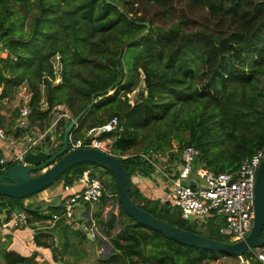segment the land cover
I'll use <instances>...</instances> for the list:
<instances>
[{"label": "trees", "instance_id": "16d2710c", "mask_svg": "<svg viewBox=\"0 0 264 264\" xmlns=\"http://www.w3.org/2000/svg\"><path fill=\"white\" fill-rule=\"evenodd\" d=\"M199 1H206L214 16H220L214 20L217 26L187 30L179 20L158 23L145 12L149 2H158L160 11L171 13V0H0V100L15 97L18 86L27 81L31 96L26 102L33 108L32 118L49 120L58 103H66L75 116L95 98L80 117L75 135L118 114L119 125L100 136H112V150L127 167L130 194L142 207L196 231L200 230L173 208L169 198L146 194L134 176L156 177L161 172L163 180L170 182L158 165L176 174L188 143L200 148L197 163L217 170L237 168L245 155L264 147V0H229L226 9V0H195ZM188 17L182 11L181 19ZM55 54H60L63 64L59 81H55ZM200 75L207 79L205 85H200ZM137 87L131 103L127 93ZM69 121H62L60 147ZM102 166L112 177L106 187L116 191L112 199L119 201L116 177L106 163L76 162L58 178L63 177L64 186L86 168L96 173ZM26 196L18 200L0 193V209L6 208L9 216L17 204L26 208ZM110 197L105 191L93 214L111 234L112 252L87 264L220 261L219 250L169 237L137 221L120 201L119 211L110 209L105 216ZM86 203L90 210V202ZM63 208L62 201L44 210L26 208L39 244L53 243L41 231V220ZM123 214L129 220L113 234ZM216 224L204 233L228 239ZM73 242L67 238L64 248L71 249ZM1 252L5 264H32L33 260L40 264L38 250L27 254L4 247ZM249 264L264 262L253 256Z\"/></svg>", "mask_w": 264, "mask_h": 264}, {"label": "built area", "instance_id": "2783aa9c", "mask_svg": "<svg viewBox=\"0 0 264 264\" xmlns=\"http://www.w3.org/2000/svg\"><path fill=\"white\" fill-rule=\"evenodd\" d=\"M139 87L127 93L129 102H135ZM32 111L31 104L27 102L21 106L13 131L5 126L3 115L0 112V136L6 141V145L0 147V171L24 159L29 151L40 149L54 151L53 146L61 142L62 121L74 117L72 109L64 102L54 105L49 120L33 119ZM119 122V115L114 114L107 121L87 128L83 134L75 135L74 129L78 126L77 121L69 135V148L92 145L112 151V136L102 137L100 133L116 128ZM199 153L198 146L188 143L183 148L181 162L177 166L178 172L173 175L164 170V173L171 177L169 185L173 189L172 195L166 193L164 199H172L179 205L182 215L186 217L190 212L194 216L195 214L208 215L213 220L222 217L221 223L218 224L219 231L228 235L230 240L245 237L252 228L255 215V182L258 167L264 157V147L245 155L239 166L231 170H217L206 164L197 163ZM158 168L162 170L160 165ZM190 178L194 179L195 183L186 180ZM77 179L83 181L84 186L74 189L73 183H66L64 185L66 191L64 208L61 211H54L51 216L44 217L41 220L43 226H49L62 216H65L67 220L74 219L77 207L74 203L79 200L88 201L91 204L101 199L105 192L104 180L93 172L92 168H86ZM113 194L109 192L110 196ZM29 216L30 212L26 208L13 211L9 216L0 211V228L10 223L16 226L26 223ZM92 217V221L95 222L93 214ZM34 235L35 228L33 240L36 245L41 246L42 244L36 241ZM225 256L226 254L220 256L218 260H222ZM253 256L261 258L264 262L263 243L254 244L244 253L238 254L236 263L249 264Z\"/></svg>", "mask_w": 264, "mask_h": 264}, {"label": "water", "instance_id": "95a60500", "mask_svg": "<svg viewBox=\"0 0 264 264\" xmlns=\"http://www.w3.org/2000/svg\"><path fill=\"white\" fill-rule=\"evenodd\" d=\"M146 22L149 24V21ZM93 101L68 122L63 132V145L59 149L55 151L46 149L29 151L26 153L24 159L12 163L0 171V193L3 195H11L21 200V197L37 192L53 182L67 167L76 162L100 161L106 163L113 171L119 187V201L123 204L124 208L137 221L157 228L169 237L186 243L235 253L237 255L244 253L254 244L264 243V235L261 234L264 227V157L258 167L256 176L255 215L252 228L248 234L237 240H229L196 231L160 217L142 207L134 199L130 194L127 167L120 154L92 145H79L69 148L71 129ZM186 180L190 183H195V180L192 178ZM60 202L61 198L58 201L45 202L38 207L26 202L23 204L26 208L42 210L52 205H58ZM74 205L80 207L75 216V221L80 223L79 228L87 235V238L92 243L94 233L87 223L93 220V217L89 214L87 203L79 200ZM4 212L7 214L6 208H4ZM187 217L192 218L194 214L190 212Z\"/></svg>", "mask_w": 264, "mask_h": 264}, {"label": "rangeland", "instance_id": "374dc122", "mask_svg": "<svg viewBox=\"0 0 264 264\" xmlns=\"http://www.w3.org/2000/svg\"><path fill=\"white\" fill-rule=\"evenodd\" d=\"M199 2L200 3L195 2V0H171L170 3L172 4V7H171L172 10L170 11L171 13H167V14L163 13L162 11H160V9H158V6H159L158 2H156V3L155 2H149L147 7H146L147 11L145 10V12H147L148 15H154V19L158 23L170 24L176 20H179V22L187 30L195 29L197 27L213 28L214 26H217L215 24L214 20L218 19L220 16L219 15L214 16L212 9H210L209 4L206 1H199ZM229 2H230L229 0H226L225 9L227 8V5L229 4ZM182 11H184L185 14H187L189 16L187 19L186 18L183 20L181 19ZM140 12H142V11H140ZM28 16L29 15H27V17ZM229 19H231V15L228 14L227 15V22L228 23H229ZM26 25H27V23H26ZM53 60H54L55 66H56L55 81H59L62 79L61 70L63 67L60 54L53 55ZM201 66H203V62H201ZM198 80L200 81V85H205V83L207 82V79H205L202 75H200L198 77ZM142 83L144 84L143 80H142ZM30 96H31V91L28 87L27 81H25L18 86L15 97H13L12 99L4 98V99L0 100V112H3V114H6V119L13 118L12 116L15 114H18L19 107L23 103H25L30 98ZM44 98H45V96H44ZM45 102H46L45 104H47L46 99H45ZM174 143L177 144L178 142L175 140ZM46 146H48V144H46ZM59 147H60V142L56 143L53 146V149H56V148L58 149ZM95 170H96V173L98 175H100L105 182L109 180L108 178H109V176H111L109 171H106L103 167L102 168L97 167V169H95ZM162 171L164 172V166L163 165H162ZM156 176L161 177L163 180V174L161 172H157ZM57 178L53 182H51L50 184L46 185L41 190L34 192V193H31L32 195L27 194L28 196H26L25 201H26V199L28 201L29 198L30 199L32 198L33 202H38L39 204H42L45 202V200H49L52 196L53 191L57 190L58 187L63 185V182H64L63 177H60L58 179ZM164 189L166 190L165 194L166 193L169 194L173 190L172 187L169 185V182H167V184L164 185ZM171 195H172V193H171ZM170 200L172 202L171 205L174 206L173 208H176L178 211L179 210L181 211L179 205H177L172 199H170ZM116 201H118V200L111 199V201L109 203L110 209L114 208V203ZM97 204L99 205V202H97L95 204V206ZM118 204H119V201L117 202L116 206H118ZM97 206L95 208L92 207V209H90V210H92L94 212L95 209L97 208ZM21 208H23V207H20V205L17 204L14 208V211L20 210ZM93 212L90 211L89 214L92 215ZM109 213L106 214L105 210L103 212V214L105 216H108ZM94 218H95V221L99 225L97 229H99V232L101 231V233L102 232L106 233L103 238L108 241L102 247H100V251H97L96 244H95V247H93L94 246V244H93L90 247L91 252L90 251L87 252V250H89V247H88L89 243L87 241L84 242V246H85L84 248H81L80 244L75 242L77 240V235L79 233H77V229H75L74 226H71V224H70V222L73 218H69L65 222V225L61 230L63 238H70L74 241L72 244V247H71L72 250H81V251H83V253L87 252L86 261H88V260L89 261H96L98 256H101V255L102 256H108L109 254H111V251L113 249V244L111 241H109L112 238L111 234H108L107 232L104 231V229L101 227V224L97 221L95 215H94ZM125 218H127L129 220L128 215L123 214V216H121V220H120L121 224H124V221H126ZM61 219L65 220L66 217L62 216L60 218V220ZM187 219H188V223L190 225H192L193 227L197 228L198 230H200L202 232L210 231L212 226H215L216 223H219L221 221V219L213 220L212 218H209L208 215H200V214H195V216L192 218L187 217ZM15 227H16L15 224L10 223V225L5 226L3 228V230L0 231V264H5V259L2 255V252H1L4 247H14V248H17V249H19L22 252L27 253V254H32V250H34V248L37 247L33 243V238L31 237V234L29 233L28 230H26L27 228H23L22 231L19 230L17 233L19 235H16L12 231L13 228L15 229ZM119 227H120V225H118L116 228H114L112 233L115 234V232H117L119 230L118 229ZM220 234H222L226 238L230 239V237L228 235L223 234V233H220ZM27 235H29L28 239L26 238ZM20 236H23V237H20ZM22 238H24V239H22ZM103 238H101V239L98 238V241L100 243H102ZM90 244H91V242H90ZM36 251H37V249H36ZM59 251L62 252L61 249H59ZM219 251L221 252L220 256H223L224 254H226V256L223 257L222 260H220V261L216 260L217 264H220L221 261L224 264L225 263L228 264L230 262L236 263L238 261V255H236L235 253L225 252L222 250H219ZM68 256H69V258H72L70 255H68ZM76 259H79V257H76ZM56 261L59 263L61 261V259L59 257H57ZM211 261H214V260H211ZM211 261L209 262V264L211 263ZM40 264H41V262H40Z\"/></svg>", "mask_w": 264, "mask_h": 264}, {"label": "crops", "instance_id": "0c3cea01", "mask_svg": "<svg viewBox=\"0 0 264 264\" xmlns=\"http://www.w3.org/2000/svg\"><path fill=\"white\" fill-rule=\"evenodd\" d=\"M2 115H3V120H4V124L5 126L10 130V131H13L14 130V124L16 122V119H17V116L19 114H15L13 115L12 117L13 118H9V119H6V114H3V112H1ZM4 145H6V141L0 136V147H3ZM104 168V167H103ZM135 178V181L141 186L142 190L148 194V195H151V196H160L162 197V199H164V197L166 196L165 195V192L166 190L164 189V185L167 184V182H165L164 180H162L161 177H149V176H142V175H139V174H136L134 176ZM109 181H112V177L109 176ZM104 185H105V191L109 194V192H113L114 194L110 197V199H108L107 203L105 204L104 206V209H103V212L105 210V213L108 214L110 212V207H109V203L112 199V197L115 195L116 191L112 190V189H107L106 187V184H105V181H104ZM84 186V182L83 181H80V179H76L74 182H73V188L74 189H78V188H81ZM65 189H64V186H60L58 187L57 190L53 191L52 193V196L49 200H45V202H48V201H58L59 198H61V201L64 202V196H65ZM110 196V195H109ZM102 197V196H101ZM100 200L96 201V202H93L90 204V209H92V207H96L95 204L97 202H99ZM26 203H29V202H33V199L29 198V200L25 201ZM44 202V203H45ZM118 201H116L114 203V210L116 212L119 211V204L118 206H116ZM34 206L38 207L39 206V203L38 202H33ZM53 206V205H52ZM98 207V206H97ZM35 209V208H33ZM48 209V208H47ZM80 209V207H76V214L78 212V210ZM37 210V209H36ZM44 210V209H42ZM0 211L4 212V209ZM92 211V210H89V212ZM32 215V214H31ZM94 215V214H93ZM123 216V215H122ZM125 220L127 221L128 219L125 218ZM67 221V219L63 220L60 218L56 219L55 222H53L52 224H50L49 226H43V224L41 223L40 227H41V231H43L45 234H47L46 236L49 237V240H52L53 243L51 245H36L34 243V240H33V243L35 244V246H37L36 248H34V250H38V254L36 255V258L41 262V264H87V263H93V262H97L100 260V258L102 257L101 256H98V258L96 259V261H86V254L88 251L91 252V249L90 247L94 244L93 247H95V244L97 246V251H100V247H102L105 243H107L108 241L105 240L103 237L105 236L106 233H101V231L99 232V229L98 228V223L95 221L92 222H88V225L90 226V228L93 230L94 232V236H93V242L90 244V241L89 239L87 238V236L83 237V235L81 234H78L77 235V242L80 244L81 248H84V242L87 241L89 243V250H87V252L83 253V251L81 250H72V249H66V248H63L64 245H65V241L67 238H63L62 237V228L64 227L65 225V222ZM42 222V221H41ZM125 222V221H124ZM79 222H76L74 224H72L74 227H79ZM33 223L31 222H26V223H22L18 226L15 227V229L13 228V232L16 234V235H19L17 234L18 231H22L23 228H27L26 230L29 231V233L31 234V237L33 238V233H34V228H33ZM120 225V227L118 229L121 228V221H118L115 228ZM95 226V227H94ZM5 226L1 227L0 228V231L3 230ZM86 235V234H85ZM102 235V236H101ZM28 236H26V238L28 239ZM20 237H23V236H20ZM30 238V237H29ZM98 238L102 239V243H100L98 241ZM21 239V238H20ZM24 239V238H22ZM95 241V242H94ZM112 242V238L111 240H109ZM113 244V242H112ZM59 249L62 250L59 251ZM112 249V248H111ZM34 250H32V253L34 252ZM62 254H61V253ZM112 252V251H111ZM70 255L72 258H69ZM57 257H59L61 259V261L58 263L56 261ZM76 257H79V259H76ZM225 262V261H224ZM24 264V263H23ZM32 264H35L34 260L32 262ZM211 264H217V261H214L212 262ZM221 264V263H220ZM227 264V263H225Z\"/></svg>", "mask_w": 264, "mask_h": 264}, {"label": "clouds", "instance_id": "9594fccd", "mask_svg": "<svg viewBox=\"0 0 264 264\" xmlns=\"http://www.w3.org/2000/svg\"><path fill=\"white\" fill-rule=\"evenodd\" d=\"M71 120V119H70ZM55 151V150H54ZM113 151V150H112ZM78 207V206H77ZM75 216H76V214H75ZM94 216V215H93ZM91 221V220H90ZM73 224L74 223H76V222H78V221H75V218L71 221ZM88 224V223H87ZM93 231V230H92ZM94 233V232H93ZM230 240V239H229Z\"/></svg>", "mask_w": 264, "mask_h": 264}]
</instances>
